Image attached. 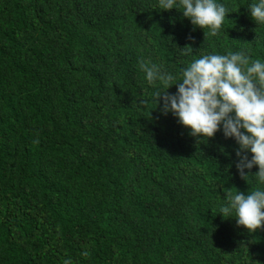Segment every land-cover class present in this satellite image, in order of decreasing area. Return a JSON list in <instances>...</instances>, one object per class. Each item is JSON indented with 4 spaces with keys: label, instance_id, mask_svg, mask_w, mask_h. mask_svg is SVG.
Wrapping results in <instances>:
<instances>
[{
    "label": "trees",
    "instance_id": "16d2710c",
    "mask_svg": "<svg viewBox=\"0 0 264 264\" xmlns=\"http://www.w3.org/2000/svg\"><path fill=\"white\" fill-rule=\"evenodd\" d=\"M218 2L209 38L156 0H0V264H264V227L217 214L255 186L238 145L192 137L139 69L179 73L211 52L264 62L252 0Z\"/></svg>",
    "mask_w": 264,
    "mask_h": 264
},
{
    "label": "clouds",
    "instance_id": "9594fccd",
    "mask_svg": "<svg viewBox=\"0 0 264 264\" xmlns=\"http://www.w3.org/2000/svg\"><path fill=\"white\" fill-rule=\"evenodd\" d=\"M156 7L178 10L193 30L203 29L209 38L221 33L228 13L218 0H156ZM247 8L254 23L264 26V0H252ZM178 49L192 56L191 46ZM181 64L174 73L149 58L139 61V69L148 86H161L154 99L162 101V113L171 112L192 137L206 141L222 131L225 138L234 139L237 171L244 179L251 177L255 186L247 194H226L217 214L235 218L238 227L254 233L264 227V62L252 60L245 51H229L193 56ZM172 85L177 86L175 94H167ZM254 166L255 174L245 173Z\"/></svg>",
    "mask_w": 264,
    "mask_h": 264
}]
</instances>
